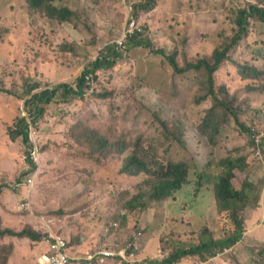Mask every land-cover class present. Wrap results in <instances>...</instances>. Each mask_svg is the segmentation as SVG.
I'll return each mask as SVG.
<instances>
[{"label": "rangeland", "instance_id": "obj_1", "mask_svg": "<svg viewBox=\"0 0 264 264\" xmlns=\"http://www.w3.org/2000/svg\"><path fill=\"white\" fill-rule=\"evenodd\" d=\"M244 1L232 0L231 6L228 0H158L151 12L131 18L130 0H64L80 14L77 24L44 17L31 20L28 27L25 2L0 0V121L6 125L11 126L19 114L28 117L24 103L30 98V87L40 86L33 91L35 94L60 84H74L133 21L141 38L152 42L156 49L175 54L179 67L186 69L177 75L166 57L149 48L129 46L114 68L103 69L96 79L92 78L85 99L75 96L64 101L59 96L47 106L41 130L32 139L43 157L32 199L34 212L19 209L27 195L26 185L23 190L16 188L31 174L27 150L21 138L6 144L0 137V206L4 205L3 210L0 207V229L17 233L31 229L43 236L39 242L26 237H0V264H39L42 248L46 250L44 239L52 230L66 236L75 251H90L102 227L112 220L129 225L132 231L144 229L145 237L138 245H145L144 253L149 251L151 259L161 256L159 250L166 253L164 259L170 250L189 249L211 236L230 238L240 224L243 236L231 264H253L255 260V264H264V243L255 241V231L246 221L253 213H245L247 208L245 214L231 219V213L217 204V177L203 176L210 161L244 157L251 162L245 177L263 189L264 163L250 153L249 125L259 122L257 128L264 130V116H255L253 109L241 103V90H246L241 85L233 94V103L228 104L232 111L223 107L217 111L220 133L214 134L212 128L205 133L203 121L215 101L209 98L200 104L207 94L206 76L204 71L196 73L186 64L189 56L213 51V45L205 43L202 35L216 30L223 33L221 41L234 35L231 26L246 6ZM260 1L264 5V0ZM248 25L251 39H264V23L256 24L251 16ZM66 44L74 50L66 49ZM255 55L264 63L260 42ZM9 92L23 100H15ZM219 97L230 98L223 90ZM257 99L262 98L257 95ZM88 119L93 120L90 126L86 124ZM168 119L184 122V137L176 142L191 150V183L170 197L155 200L151 196L152 177L121 172L125 158L109 145L103 152L98 132L102 130L103 139L104 130L111 127L112 135L115 131L121 134V142L131 147L139 142L143 148L164 155L168 138L162 124ZM259 135L263 144L264 131ZM182 157L173 155L169 161ZM137 196L143 197L137 200ZM133 199V205H129ZM261 204L264 207V202ZM49 218L53 221L47 226ZM262 218L254 216L257 225Z\"/></svg>", "mask_w": 264, "mask_h": 264}, {"label": "trees", "instance_id": "obj_2", "mask_svg": "<svg viewBox=\"0 0 264 264\" xmlns=\"http://www.w3.org/2000/svg\"><path fill=\"white\" fill-rule=\"evenodd\" d=\"M22 1L25 2L24 6L27 7L28 24L29 21L36 22L37 19H42L44 17L47 18L48 21H57L59 23L77 24L80 21V14L69 5L64 4V0H62V3L61 0ZM130 1L133 4L131 7V18H138L142 13L151 12L158 4V0ZM228 1L230 3L229 5H234L232 0ZM237 1L238 0H234V2ZM244 2L246 6L240 9L238 20L236 22L234 21V24L231 26L234 35L228 40L223 41H221L223 33H218L216 30L202 35L205 39V43L213 45V51L197 57L189 56L186 60L188 69L196 73L204 71L207 79V94L200 100V104L209 98H213L215 101L213 107L208 111L203 121L202 129L205 133H207V129L211 128L214 134L220 133V124L216 117L220 107L225 108L226 111H232L228 102L233 103V97L228 92H225L224 88L229 92H235L239 86L244 85L245 91H258L262 93V99H260L257 109L260 110V115L255 113L254 115L260 116V118L264 116V83H262L264 79V67L255 68L250 63L239 64L238 68L240 74L238 77L233 79L231 75H228V77L232 78L231 81L225 80L218 72L223 63L228 60V54L234 48L238 47L242 40L248 36V18L253 16L264 22V10L259 7L263 2L261 3L260 0H245ZM213 21L214 23H218L214 19ZM147 26L149 25L147 24ZM236 27H238V29ZM140 36L141 32L138 27H136L134 32L128 35V39L123 45H119L118 43L112 44L107 48L108 51L97 59L91 67L85 69L83 74L75 80L74 84H60L55 86L52 90L48 89L33 94L31 98L25 102V110L30 114L31 122L38 127L41 118L46 114L47 106L52 104L59 96H62L64 101L75 96H80L85 99L86 97L84 95L86 90L92 87L89 85L92 78L96 79L99 72L103 69L114 68L117 65L118 57L122 56L121 53L129 46L149 48L152 49L153 53L166 57L174 67V73L177 75H181L186 71V69L179 67L175 54L169 55L164 50L156 49L152 42ZM65 48L74 50L72 45L66 44ZM251 72L253 73V78L250 74ZM35 89L36 85L30 87L28 90L29 95H31ZM222 90L230 96L229 99L225 100L219 97V95H222ZM98 95L101 96V94ZM258 123L259 122H256L253 126H257ZM86 124L88 126L92 125L93 120L88 119ZM85 128L89 130V127ZM162 128L168 138L164 155H161L155 150L143 148L139 142H135L133 144L134 147L121 142V134L115 131V134L112 135L113 129L111 127L104 130L103 139H100L102 130H99V139L97 140L103 152L106 146L109 145L112 146L111 148L114 152L118 151L119 154L125 158L123 165L119 168L121 172L132 176L146 173L148 176L152 177L151 196L155 198V200L170 197L173 193L178 192L184 186L188 185L190 183L189 174L192 169L191 164L193 163L189 147L178 143L182 141L184 137L183 120L177 119V121L173 123L168 119L162 124ZM260 131L263 132L264 130ZM8 134L14 143L21 138L23 146L27 150V161L30 165L29 170L35 169L33 162L30 160V153L34 149V144L32 145L30 139L28 118L25 116H18L12 126H9ZM173 139H175V141ZM211 141L214 143V138H212ZM176 146H180L184 150ZM173 155H183V157L178 160L169 161L172 160L170 157ZM249 165H251V162L244 157H227L220 161H210L206 165V171L203 176L213 175L217 177L215 187L216 201L222 211L231 213V219H236L238 214H243L249 207H259L261 189L254 182L245 177ZM142 197L143 196H137L136 199L139 200L142 199ZM136 199H133L129 205H133ZM238 225V232L235 231L234 235L230 238L222 236L220 239H215L211 236V238L206 241H198L197 245L189 249L183 247L174 251L170 250L169 255L165 257V259L148 260V262L150 264H186L188 256H199L204 260L215 257L218 253L236 245L238 240L243 236V228L240 224ZM5 234L26 237L37 242L42 240V235L31 229H24L19 233L10 230L2 231L0 229V235Z\"/></svg>", "mask_w": 264, "mask_h": 264}, {"label": "clouds", "instance_id": "obj_3", "mask_svg": "<svg viewBox=\"0 0 264 264\" xmlns=\"http://www.w3.org/2000/svg\"><path fill=\"white\" fill-rule=\"evenodd\" d=\"M229 4L230 3L228 2V5ZM259 7L264 10L263 4L262 5L260 4ZM253 18H254L256 24L264 23L263 21L259 20L257 17H253ZM25 20L28 24V19L25 18ZM129 25H130V23L128 24L127 29L129 28ZM18 26H19V24L14 26L11 29H15ZM29 26H30V21H29L28 27ZM127 29L125 30L123 35L115 42L116 44L118 43L119 45H123L127 41L128 35L130 34V32H126ZM248 33H249V29H248ZM124 35H126L125 39H124ZM251 35H252V33H249L248 36L242 40L241 44L238 47L234 48L228 54V57H229L228 60L226 62H224L222 67L218 70L220 75L225 80H227V81L232 80V78L228 77V75H231L233 77V79H236L238 77V75L240 74V71L238 68L239 64L250 63L255 68L264 67V63H263V66H260V63H261L260 58L255 55V48H256V46H258L259 42L261 43L262 49L264 50V39H251ZM121 40H122V44H120L118 42ZM245 41L247 42V44L242 45ZM262 83H264V79L262 80ZM39 87L40 86L36 85V89H38ZM53 88L54 87H50L49 90H52ZM224 91L228 92L233 97L234 92H229L225 88H224ZM9 94H11V93L9 92ZM32 95H33V92L31 95H28V97L31 98ZM257 95L259 97H261L262 93H260L258 91H253L249 94L248 91H242L241 90L240 100H241V103L244 104V107L251 108V109H253L255 114L260 115V110H257L258 109V103H260V100L257 99ZM251 96H255V97L253 98ZM11 97H13L12 94H11ZM15 98L17 100L18 99H20L21 101L23 100L22 97L15 96ZM230 103H232V102H230ZM228 104H229V102H228ZM253 105H254V107H253ZM24 108H25V103H24ZM24 114L23 115L19 114L15 118H13L10 125L12 126L13 122L15 121V119L18 116H25ZM27 114H28L27 118L29 120L30 139H31V143L33 145L34 143H33L32 139L35 138V133L37 131H40V129H39L40 124L38 127H36V125H34L30 120V114L29 113H27ZM40 122H41V120H40ZM3 126H5V128H6L5 131L3 130ZM8 128H9V125H6V124H4L3 121H0V137H4V139L6 137H8V140L10 142H13L11 140L9 134H8ZM249 128H250L249 129L250 133L252 135V144L250 147V153H251V155H253V157L255 159H257V160L262 159L263 163H264V142L262 144V139H261L262 135H259L261 133V131H260V129L257 128V126H253V125L250 126L249 125ZM41 150H42V146H41ZM30 155H31V157L29 156L30 160L33 162L35 169L30 170L31 174L28 177H25L23 181L19 182L16 185V188L23 190L22 186L26 185L25 191H26L27 195H26V198L24 199V202L19 204V209L22 211L27 210V211H33L34 212V209L32 207V199H33V195H34V189L36 186L35 181L40 174V166H41V164H43L42 163L43 157H42V154L40 153V150L36 144L34 145V149L30 153ZM262 155H263V157H262ZM28 166L30 168V165H28ZM190 183H191V180H190ZM188 185H186V186H188ZM199 196H200V194H197V197H199ZM263 196H264V187H263V189H261V200H260L259 207L248 208L245 211V213H247L249 211L250 212L256 211L259 213V215L261 214V216L263 217L261 219V223H264V207L261 204L263 202ZM29 201L31 204L28 203ZM216 216H217V218H220L219 214H216ZM249 216H251V214L248 215L247 217H249ZM247 217H246V221H248ZM52 221L53 220L49 218L47 220V226H48V224L52 223ZM62 221L64 223V218H62ZM252 223H253V225H252ZM250 226H252V228H256L259 225H257V222H255V220H252L250 222ZM1 230H3V229H1ZM7 230L14 231L11 229H6L3 231H7ZM14 232L17 233V231H14ZM138 232H142L144 234V229L140 228L137 231H132V229L130 228L129 225H126L124 223H122V224L113 223V220H112L108 223V225L106 223L102 227V230L100 231V233L97 235V237L95 239L96 240L95 245H93V247L90 249V251H86L84 253H79V252L75 251L70 246V242H69L68 238L67 237H64V238L69 243L70 255L72 256V258L76 259L74 261V264H90V261L87 260L86 258L89 257L90 255H95V254H97L98 256L94 260L93 264H150L147 261L148 259L149 260H157V259H151V257H149V255H148L149 251H147V253H144L145 245H141V244L135 245L133 236ZM54 235H59V234H57L53 230L49 231V236L44 239V244L46 245V247L49 248V243L51 240H53L52 236H54ZM5 236H11V235L5 234V235H2L0 237H5ZM59 236H61V235H59ZM11 237H19V236H11ZM61 237H63V236H61ZM143 237H145V235H143ZM42 238H43V236H42ZM112 238L114 239V241L110 240ZM130 244H131V246H129ZM236 245H234L233 247H230L229 249L224 250L221 253H218L217 256L211 257V258L206 259V260L201 259L199 256H188L186 264H224V262H229L230 260L233 261L234 260L233 256L235 254L234 249L236 248ZM122 249H127V253L125 254V256H123L121 254ZM146 249H147V245H146ZM104 250L110 251V252L114 253V255H108V256L100 255L99 252L104 251ZM163 251L159 250L161 256H159L158 259H161L166 254ZM41 258H40V260H41ZM102 259H104V261H102ZM255 262H257V260H255ZM39 264H40V261H39Z\"/></svg>", "mask_w": 264, "mask_h": 264}, {"label": "built area", "instance_id": "obj_4", "mask_svg": "<svg viewBox=\"0 0 264 264\" xmlns=\"http://www.w3.org/2000/svg\"><path fill=\"white\" fill-rule=\"evenodd\" d=\"M136 23L133 21L130 23L129 28L126 32L133 33L136 28ZM126 35H124L125 39ZM123 40V39H122ZM122 40L118 41L120 44H122ZM143 233L138 232L133 236L135 245H138L140 240L143 238ZM53 240L49 243V251L43 255V257L40 260V264H74L75 258H72V256L69 253V243L68 241L59 235L52 236ZM131 246V244L129 245ZM127 253V249H122L121 254L125 256ZM100 255H114V253L110 251H100ZM98 255H90L86 259L90 261V264H93L94 260L96 259ZM104 261V259H102Z\"/></svg>", "mask_w": 264, "mask_h": 264}, {"label": "crops", "instance_id": "obj_5", "mask_svg": "<svg viewBox=\"0 0 264 264\" xmlns=\"http://www.w3.org/2000/svg\"><path fill=\"white\" fill-rule=\"evenodd\" d=\"M239 2H241V0H240V1L238 0L236 3H239ZM12 30H14V29H12ZM260 66H263V63H260ZM39 129L41 130V125H40ZM3 130H4V131L6 130L5 126H3ZM4 142H6V144H7V143L14 144V142H10V141L8 140V137L5 138V141H4ZM263 202H264V196H263ZM3 208H4V205H1V210H3ZM252 213H253L254 216L259 215V213L256 212V211H253ZM253 215L251 214V216L247 217L249 225H250V222H251L252 220H255ZM260 215H261V214H260ZM258 223H259V222H257V224H258ZM253 229H254V231H255V232H254V235H253V237L255 238V241L258 242V243H259V242H260V243H264V223H261V222H260L259 226H257L256 228H253ZM57 234H59V233H57ZM59 235H61V236H63V237H66V236H64L63 234H59ZM11 244H13V243H11ZM92 247H93V246H92ZM92 247H91V248H92ZM48 251H49V248H48V247H46V250L42 248V252H41V254L39 255V261H40V258H41L44 254H46ZM235 254H236V253H235ZM242 256H243V255H242ZM242 256H238V257H240V262L244 263V260H241V257H242ZM232 262H233V261L230 260L229 262H224V264H231ZM253 264H255V262H254Z\"/></svg>", "mask_w": 264, "mask_h": 264}]
</instances>
